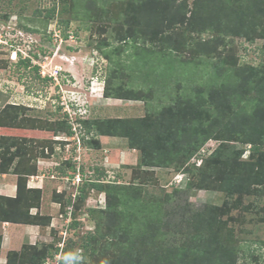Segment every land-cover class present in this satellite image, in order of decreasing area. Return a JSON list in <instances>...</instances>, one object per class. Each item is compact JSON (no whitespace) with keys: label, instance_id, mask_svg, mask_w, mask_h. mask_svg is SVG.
Segmentation results:
<instances>
[{"label":"rangeland","instance_id":"rangeland-1","mask_svg":"<svg viewBox=\"0 0 264 264\" xmlns=\"http://www.w3.org/2000/svg\"><path fill=\"white\" fill-rule=\"evenodd\" d=\"M140 6L153 15L142 18ZM57 83L84 100L79 121L61 122ZM263 104V0H0V179L47 166L59 222L42 214L41 198L29 209L0 196V224L47 236L6 261L39 264L42 248L49 258L69 238V264H264V148L244 143L264 133ZM176 107L185 134L169 127L159 138L156 125ZM141 118L143 128L124 130ZM94 120L90 136L83 122ZM68 127L82 137L65 142ZM138 132L143 143L131 141ZM65 201L75 205V236L61 218Z\"/></svg>","mask_w":264,"mask_h":264},{"label":"trees","instance_id":"trees-1","mask_svg":"<svg viewBox=\"0 0 264 264\" xmlns=\"http://www.w3.org/2000/svg\"><path fill=\"white\" fill-rule=\"evenodd\" d=\"M264 1V0H263ZM153 6H155V5H152L151 7H153ZM152 10H154V8H151ZM54 10V9H53ZM137 11H139L140 13H142V18H144V17H146V16H151V15H153L152 13L154 12H152V10L149 12L148 10H146V8L145 7H142V6H140V7H138V9H136ZM145 11V12H144ZM52 13V11H48L47 12V14L49 15V14H51ZM145 22H146V20H145ZM60 23L61 24H63L64 25V29L62 30L63 32H62V37H63V39L64 40H66L67 38H68V35L66 34V32H67V30H68V21H60ZM146 24H149V22H146L145 24H143L142 26H146ZM13 52H15V50H13L12 51V53ZM28 58H29V56H28ZM21 64H23L26 68L27 67H29V65H30V61H29V59H21L20 61H19ZM58 105H59V108H61V111H62V109H63V106H61V104H60V101L58 102ZM264 105V104H263ZM177 109L176 110H167V112H168V114H170V119H169V122H166V123H163V122H161V123H159L158 125H156V126H158L156 129V135H159V138L162 136V134H163V130H165V128H167V129H169V127H171L170 128V131L171 132H173V133H175V134H181V135H184L185 134V131H186V127H184V119L180 116V114H179V112H178V107H176ZM63 112V111H62ZM64 114V119L66 120H63V121H61V122H67L66 124L68 125V124H71V121L72 120H75L76 122L77 121H79L78 120V118L79 117H76V118H69V116H68V113L67 112H64L63 113ZM149 119L151 120V118L149 117ZM149 119H145V118H141V119H134L133 121L135 122V124H126L125 123V129L124 130H132V131H134V130H136L137 131V128L138 127H140V125L142 126V128L144 127V125H146V123L148 122L147 120H149ZM69 122H68V121ZM95 121L96 120H94L93 122H83L84 124L86 123V125H85V127H86V131H87V133H88V135H90V136H93L92 135V131H93V129H95L98 125H96L95 124ZM117 121H121V120H119V119H117ZM122 122H124V121H122ZM83 123H81L82 125H83ZM263 124H264V121L262 122ZM80 123H78V124H76V126L77 127H79L80 125H81ZM181 125H182V127H181ZM70 126V125H69ZM90 127L92 128V129H90ZM184 127V128H183ZM80 128H81V126H80ZM146 128V127H145ZM180 128H181V130H180ZM263 128H264V125H263ZM161 129H163V130H161ZM237 133L238 132H236V135H237ZM98 134V133H97ZM138 134H139V132H138ZM136 134V135H134V136H132V137H130L131 138V141L132 142H134V140H133V138H135V142H142L143 143V140L144 141H146V139L144 138H142L141 139V134ZM212 134H214V132L212 133ZM72 135V136H71ZM67 136L69 137V136H71V137H73V136H75V132L73 131V129H70L69 127H68V130H67ZM97 136H99V135H97ZM237 136H240L239 134L237 135ZM126 137V136H125ZM164 139V138H163ZM163 139H161V140H163ZM173 139V138H172ZM174 140V139H173ZM178 140V139H177ZM244 140L246 141V142H244V143H248V144H250V152L251 153H257V154H260L261 152H262V149L264 148V133H261V131H254V133H252V134H250L249 136H248V138H244ZM168 141L169 140H167L165 143H159V145L161 146V145H163V144H165V146H167L168 145ZM75 141H73V143H74ZM75 146H76V144H75ZM77 148V147H76ZM148 150L149 151H151V153H153L154 152V148L155 147H153V145H150V146H148ZM186 152V151H185ZM184 152V153H185ZM186 154V153H185ZM69 160H70V158H69ZM33 161H36L35 159L33 160ZM36 164V163H35ZM234 165H235V167H237L236 166V164L234 163ZM24 168V167H23ZM26 171L28 170V168L27 167H25L24 168ZM61 174V173H60ZM25 175V174H24ZM24 175L22 174V175H19V180H18V194H17V197L15 198L16 199V201H12V202H15L17 205H19V207H27V208H30V204H33V203H35V204H39V200H40V198H41V192L39 191V190H33V191H31V190H28V191H26L25 190V187H26V182H27V179H26V176H30V174H27L25 177H24ZM31 175H34V174H31ZM83 176V175H82ZM236 176V175H235ZM239 179L241 178V177H239V176H237ZM25 179V180H24ZM98 179L96 180V179H93V180H90V181H86V180H84V181H81V186H83V185H85V184H87L88 182H90V186L93 188V189H96L98 192H104V188H103V186L101 185V183H99L100 181H98ZM21 183V184H20ZM226 183L230 186V187H232V188H234V190H236V184H238V182H236V181H234V178H233V176H232V179H227V181H226ZM112 184H114V182H112ZM79 187V191H81V189L83 188V187ZM57 196V198L60 200V197H62V194H57L56 195ZM1 199V198H0ZM8 202H10L12 199H6ZM29 200H31L30 202H29ZM68 203H66V201L64 202V205H63V211L64 212H62V215L65 217V218H67L68 217V213H71L70 214V224H69V227L71 228V229H73L74 231H73V234H72V236H75L76 235V231H77V229H78V227H79V224H78V220H76V214H75V210H74V207H75V205H74V207H73V204H69V205H67ZM32 206V205H31ZM70 207L72 208V210H70ZM64 208H65V210H64ZM70 210V212H68L67 210ZM29 214V213H28ZM26 215V218L28 219H30V218H33V217H30L29 215ZM24 216V215H23ZM29 216V217H28ZM0 222H3V220H1L0 219ZM49 223H50V221H49ZM29 224H31V223H29ZM70 228H68V233L71 231L70 230ZM63 242V248H60L59 247V244L61 243L60 241L58 242V243H56L55 245H53L54 246V253H52L51 254V256L49 257V258H46V250H48V247H44V248H42V251H40V254H39V257H38V259L40 260H38L39 261V264H45V263H49V264H55L56 262H58V264H69V263H73V261H75V262H77L76 261V259L75 258H73L71 255H70V243L72 242V241H70V239L68 238V239H66L65 238V240L64 241H62ZM50 245H52V244H50ZM82 248H83V246H82ZM0 249H1V238H0ZM84 249V248H83ZM79 252H81V253H79ZM78 253H76V257H77V255L81 258L82 257V251L80 250ZM61 255V259L59 260V261H56L55 260V256L56 255ZM7 255H9V254H7ZM16 256V253L15 252H12V254H11V261H12V259H13V257H15ZM6 264H10L9 263V260L8 261H6Z\"/></svg>","mask_w":264,"mask_h":264},{"label":"crops","instance_id":"crops-1","mask_svg":"<svg viewBox=\"0 0 264 264\" xmlns=\"http://www.w3.org/2000/svg\"><path fill=\"white\" fill-rule=\"evenodd\" d=\"M72 67H73V65H72ZM67 68L69 69L68 65H67ZM67 68L66 69L63 68V70H65L66 72H72V71H68ZM78 79H79V77H78ZM94 99L100 100V98H97V97ZM55 140H59V136H56ZM64 141L65 142L68 141V136H67V139L66 138L64 139ZM71 142H73V141H71ZM110 152L114 153L111 149H110ZM120 154H121V152H118L117 155H120ZM114 155H115V153H114ZM110 158H112V156H110ZM110 158H108V160H110ZM132 158H133V156L131 154L124 153V160L125 161H130V160H132ZM112 161H113V158H112ZM41 170L44 172V173H42L41 176H36V175L30 176V178L32 177L33 182L29 178L26 182L25 190L26 191L33 190V189L39 190L41 192V199H42L41 200V206H40V210H41L42 214L47 213L49 216H51L53 218V220H52L53 223L59 224L58 219L54 218V214H53V213H55V210H56L55 205L57 203H55V202L53 203V201H51V200H50L51 202H49V200H48L49 196H48L47 191L48 192H50V191L46 187L47 182L45 181L46 180L45 178L47 175H51V176H54V175H52V171L50 169L48 171L47 166ZM54 170L59 171L57 168H54ZM50 172H51V174H50ZM53 173H54V171H53ZM18 177H19L18 175L6 174V175H4L3 179H0V196L6 197L8 199H13V198L17 197ZM36 177H38L39 180ZM34 178H36L35 179V180H37L36 182H34ZM53 181H55V179H53ZM32 184H34L35 187H33L34 185H32ZM47 201H48V203H47ZM29 209H31V208H29ZM36 209L39 210L38 208H36ZM31 214L32 213H29V215H31ZM63 217L64 216L61 217L62 220L65 219ZM40 229L41 228L39 226H28V225L25 226V225H17V224L11 225L8 223L0 224V238H1L0 264H6V255L8 254L9 251L11 252V250L12 251L14 249L16 250L15 247L18 246L19 244L21 246V244H23L26 241H28L29 244H32V243H34V241L36 239H39V237H41L40 238L41 240L47 238V236L43 235L44 232H40ZM53 229H57V227L54 224L52 225V223H51V224H49V226L44 228V231L46 233H48V235H51V231ZM31 230L33 233H31ZM14 237L18 238V242L16 245H14V241H13Z\"/></svg>","mask_w":264,"mask_h":264},{"label":"built area","instance_id":"built-area-1","mask_svg":"<svg viewBox=\"0 0 264 264\" xmlns=\"http://www.w3.org/2000/svg\"><path fill=\"white\" fill-rule=\"evenodd\" d=\"M50 77H53L55 80H56V78L59 76V71H56V73L54 74V75H52V74H50L49 75ZM57 86H59V88H60V91L59 92H62L61 93V95H60V104H61V106H63V109H62V111L63 112H67L68 113V116H69V118H76L77 116H80V115H83V114H85V111H84V109H81L80 107H79V105H80V100H77L76 98H75V96H70L69 94H68V92H66V91H63V88L60 86V84L59 83H57ZM64 97H67V100L65 101V98ZM69 97H71V99L69 98ZM58 101V102H59ZM82 106H83V104H82ZM78 178H76L77 180H78V182L80 183V181H81V178H79V176H77ZM70 214L71 213H69L68 214V217L66 218V220H67V222H65V224H68L69 222H70ZM65 220V221H66ZM59 247L60 248H63V242H61L60 244H59ZM62 257H61V255H56L55 256V260L56 261H59L60 259H61ZM46 264H49V263H46ZM55 264H58V262H56Z\"/></svg>","mask_w":264,"mask_h":264},{"label":"clouds","instance_id":"clouds-1","mask_svg":"<svg viewBox=\"0 0 264 264\" xmlns=\"http://www.w3.org/2000/svg\"><path fill=\"white\" fill-rule=\"evenodd\" d=\"M51 78H53V77H51ZM68 82V81H67ZM61 86V85H60ZM62 87V86H61ZM90 94H91V91H90ZM101 96H102V90H101ZM82 101H84V100H82ZM82 101H81V99H80V102L82 103ZM86 113V112H85ZM84 115V114H83ZM83 115H80V116H77V117H82ZM74 132H75V136L77 137H75V136H73V137H75L76 139H74V141H77V140H79V138L80 137H82L81 135H80V133H83V131H77V129H74L73 130ZM78 132V133H77ZM76 145H77V143H76Z\"/></svg>","mask_w":264,"mask_h":264},{"label":"bare ground","instance_id":"bare-ground-1","mask_svg":"<svg viewBox=\"0 0 264 264\" xmlns=\"http://www.w3.org/2000/svg\"><path fill=\"white\" fill-rule=\"evenodd\" d=\"M12 59H15V58L12 57Z\"/></svg>","mask_w":264,"mask_h":264}]
</instances>
